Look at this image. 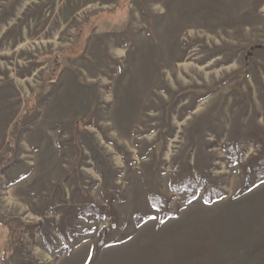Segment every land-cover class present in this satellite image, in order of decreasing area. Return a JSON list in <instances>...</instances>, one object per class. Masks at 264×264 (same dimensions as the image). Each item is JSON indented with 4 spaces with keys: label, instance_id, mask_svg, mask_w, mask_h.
<instances>
[{
    "label": "rangeland",
    "instance_id": "1",
    "mask_svg": "<svg viewBox=\"0 0 264 264\" xmlns=\"http://www.w3.org/2000/svg\"><path fill=\"white\" fill-rule=\"evenodd\" d=\"M260 135L264 0H0V264H264Z\"/></svg>",
    "mask_w": 264,
    "mask_h": 264
},
{
    "label": "trees",
    "instance_id": "2",
    "mask_svg": "<svg viewBox=\"0 0 264 264\" xmlns=\"http://www.w3.org/2000/svg\"><path fill=\"white\" fill-rule=\"evenodd\" d=\"M258 138H259V144L261 143L262 151L259 154V156H257L255 159H256V162H258V164H259V166L261 168L260 169L261 170V175H263L261 177V181H264V135H260ZM245 170L247 171L248 174L251 172L250 167L248 165H247V167H245Z\"/></svg>",
    "mask_w": 264,
    "mask_h": 264
}]
</instances>
